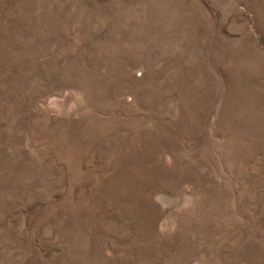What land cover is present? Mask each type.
<instances>
[{"label": "rangeland", "instance_id": "obj_1", "mask_svg": "<svg viewBox=\"0 0 264 264\" xmlns=\"http://www.w3.org/2000/svg\"><path fill=\"white\" fill-rule=\"evenodd\" d=\"M0 264H264V0H0Z\"/></svg>", "mask_w": 264, "mask_h": 264}]
</instances>
